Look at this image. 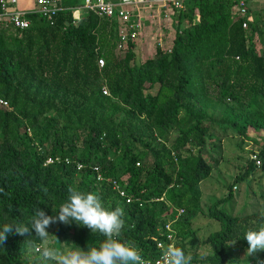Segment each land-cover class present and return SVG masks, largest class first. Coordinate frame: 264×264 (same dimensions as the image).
<instances>
[{"label":"trees","instance_id":"16d2710c","mask_svg":"<svg viewBox=\"0 0 264 264\" xmlns=\"http://www.w3.org/2000/svg\"><path fill=\"white\" fill-rule=\"evenodd\" d=\"M233 5L185 2L173 14L169 47H155L143 61L134 41L116 49L113 22L83 12L73 23V5H62L51 25L35 14L22 31L0 25V100L7 104L0 108V231L31 228L38 208L58 217L71 186L96 193L107 210L121 207L118 239L151 264L169 244L191 255V264L264 261V251L241 256L245 233L264 227V191L257 209L240 215L231 192L254 174L264 180V140L222 184L225 195L201 209V184L217 168L221 142L237 138L240 147L249 129L264 131V23L236 16ZM200 216L216 224L203 237L193 227ZM46 231L62 252L105 240L74 221ZM43 244L34 231L9 234L0 264H47L32 254Z\"/></svg>","mask_w":264,"mask_h":264},{"label":"clouds","instance_id":"9594fccd","mask_svg":"<svg viewBox=\"0 0 264 264\" xmlns=\"http://www.w3.org/2000/svg\"><path fill=\"white\" fill-rule=\"evenodd\" d=\"M41 190L45 194L48 192L42 186ZM67 191L68 200L59 208L58 217L48 216L38 208L31 219V228L24 224L3 226L0 231V246L6 243L9 234L32 236L33 231L46 244L50 236L46 229L57 222L68 224L74 221L77 225L91 230L93 234L103 235L105 240L99 248L91 247L87 250L77 247L76 250L62 252L50 247L37 248L44 261L51 260L55 264H151V261L143 258L141 250L118 239L124 228V220L121 218L124 211L121 207L107 210L96 193H83L71 186ZM244 239L249 245L247 255L264 251V227H260L258 231H247ZM191 260V255H186L182 248L169 244L162 246L161 256L156 264H191ZM258 264H264V261H259Z\"/></svg>","mask_w":264,"mask_h":264},{"label":"rangeland","instance_id":"374dc122","mask_svg":"<svg viewBox=\"0 0 264 264\" xmlns=\"http://www.w3.org/2000/svg\"><path fill=\"white\" fill-rule=\"evenodd\" d=\"M117 2V0H110ZM251 22H263L264 23V0H248L246 3ZM174 18V16H173ZM154 28L152 31L145 33L143 40H137L136 56L139 61H143L150 58L153 54L155 47L166 49L170 45V41L173 35L171 24L174 19H163L158 21V18H154ZM157 29V31H155ZM258 49V45H256ZM247 134L249 140H243L240 147L236 146L237 138H227L221 142L220 160L218 161L217 168L213 171L210 178L201 184V209L205 211V208L211 203L210 200H216L225 195L226 191L222 187V184L232 182L234 176L241 171V168L245 165L246 159H253V153L257 150L258 146L264 140V131H252L248 130ZM255 141V143H253ZM259 174H254L253 178L245 181L241 185H234L231 189L232 192V212L233 214H245L255 211L261 201L258 197V193L264 191V180L260 179ZM247 182V183H246ZM249 184V188L245 185ZM222 187V188H221ZM258 200L256 201V199ZM204 213V212H203ZM199 237L205 236L208 232L216 229V224L212 221L200 216L196 219L194 224ZM51 239L48 238L47 243L42 247H50ZM40 248V247H39ZM200 251H203L202 249ZM199 251V252H200ZM237 252V250H235ZM234 252V253H235ZM32 254L37 257H42L41 252L34 250ZM255 255V253L253 254ZM243 258H248L247 250H243L241 253ZM251 256V255H250ZM47 264H55L54 261L48 260Z\"/></svg>","mask_w":264,"mask_h":264},{"label":"built area","instance_id":"2783aa9c","mask_svg":"<svg viewBox=\"0 0 264 264\" xmlns=\"http://www.w3.org/2000/svg\"><path fill=\"white\" fill-rule=\"evenodd\" d=\"M193 0H93L87 1L71 13L73 23L80 20V17L74 16L77 10L90 12L97 18H105L115 24V35L118 40L116 49L121 51L126 48L127 42L143 40L145 27L148 23L155 21L161 14L163 19H169L170 14L179 12L184 3ZM234 3L233 13L251 22V17L247 13L246 3L248 0H229ZM62 10L59 0H35L34 8L30 11H21L16 9V0H0V25H9L16 30L22 31L28 26L26 16L30 14L38 15L45 19L49 25L52 24V18L56 13ZM76 10V11H75ZM161 13V14H160ZM242 28L246 27L242 23ZM99 67L102 61H97ZM101 93L106 95L104 88ZM0 108H7V104L0 100ZM254 165L257 168L259 162L254 159ZM121 196L122 193L120 192ZM129 200L126 199L125 203ZM169 239V237H167ZM159 247V245H158Z\"/></svg>","mask_w":264,"mask_h":264},{"label":"crops","instance_id":"0c3cea01","mask_svg":"<svg viewBox=\"0 0 264 264\" xmlns=\"http://www.w3.org/2000/svg\"><path fill=\"white\" fill-rule=\"evenodd\" d=\"M87 1H93V0H59V3H60V6L62 5H73L75 6L74 9H77L84 5L85 2ZM34 2L35 0H16V9L18 10H21V11H30L34 8ZM76 11V10H75ZM78 12L74 14V16H78V17H81V14L83 13V11L81 10H77ZM161 14V13H160ZM170 19H174L173 18V13L169 15ZM161 17H162V14L158 17V21L161 20ZM172 23L169 24V26L171 25ZM154 28H157V27H154V20L153 22H150L147 24V26L145 27V33L148 35V32L152 31ZM155 31H157V29H155Z\"/></svg>","mask_w":264,"mask_h":264}]
</instances>
